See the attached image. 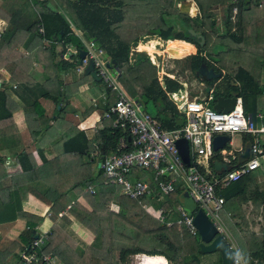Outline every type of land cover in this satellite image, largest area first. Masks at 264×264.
I'll list each match as a JSON object with an SVG mask.
<instances>
[{
    "label": "trees",
    "instance_id": "1",
    "mask_svg": "<svg viewBox=\"0 0 264 264\" xmlns=\"http://www.w3.org/2000/svg\"><path fill=\"white\" fill-rule=\"evenodd\" d=\"M192 1L197 11L193 17L171 9V0H20L17 9L8 12L6 17H1L6 26L0 33V69L7 72L9 87L27 88L31 84L27 72L31 67L33 54L34 60L42 65L46 73L42 85L49 86V89L54 86L49 98L56 104L62 94L57 90L59 83L51 73L52 68L59 67V64L69 65L60 58L63 53H67L66 60L74 61L75 66L79 65L78 52L83 51L85 57L90 42L92 48L101 51L109 62L110 69L116 71V79L125 93L141 109L151 107L155 110L153 117L160 128L174 130L183 124L182 114L172 110L163 101L161 92L150 97L145 89L149 80L155 76V67L143 52H133V57H130L132 61L128 60V52L129 46L135 43L138 36H156L162 40L179 39L192 44L196 49L195 54L188 58V70L191 73L200 63H204L214 72H222L221 78H225L220 88L213 89L210 83L200 80L204 87L207 86L212 91L209 106L217 95L238 97L244 116H249L255 123L264 122V84L260 79V73L264 71V0ZM65 5L70 11H67ZM172 18H176L178 24L170 23ZM37 23L41 26V34L37 33ZM187 29L201 35L203 43L199 45L198 39L191 36ZM109 40H114V44L107 48L105 42ZM174 45V42L170 43V46ZM69 48L74 49L76 54L68 52ZM161 82L165 90H169L170 83L173 89L179 87L166 76H162ZM5 87L0 84V138L5 139L6 143L11 137L10 115L17 106L5 92ZM157 88L155 78L148 90ZM112 101L113 97L110 103ZM22 111L30 135L44 129L47 119L42 117L43 112L38 104L26 105ZM104 122L103 128L95 134L100 141L101 152L97 154L100 159L114 151L119 139L127 143L125 133L110 127V119ZM241 141L247 147L250 136L242 134ZM84 143L91 148L87 141H83ZM121 149L127 150V145ZM18 157L22 167L28 155L18 154ZM214 159L216 158L213 157L212 160ZM82 167L78 168L77 173V193L90 202L89 212L73 202L69 204L68 201L51 200L45 203L49 206L51 215H57L60 209H65L69 204L68 212L85 227L90 225L89 219L95 217L97 231L86 246L89 264H123L128 256L138 253L162 256L169 264H198L197 235L187 233L181 224L176 223L178 216L170 208L179 205L186 213L197 210L192 205L188 211L186 205L177 200V195L182 194L179 190L157 201L145 197L128 199L120 194L118 185L102 183L101 171L93 181L88 171ZM0 169L2 170L1 163ZM26 174L27 170L23 168L21 173L10 177H5L2 173L0 175V224L23 219L25 226L16 240L0 238V264H5L9 255L15 254L17 259L18 254L14 253L16 249L28 251L32 235H35L33 229L36 219L21 210V201L26 193L25 183L28 180ZM67 175L71 180V171ZM147 176L150 177V172H134L136 178ZM84 186L92 187L93 192L89 193L87 188L86 192H82L81 187ZM258 186L256 184L255 187L253 176L247 173L224 188L217 189L216 193L222 197L224 210L226 202L232 203L239 211L237 215H241L239 204L250 202V211L255 213L264 203V189H257ZM67 187L74 189L75 186L69 182ZM109 200L118 205L116 214L107 212L105 206ZM145 203L168 211L162 215V222L143 210L142 205ZM220 215L222 216L221 213ZM60 218L65 221L62 216ZM241 221L244 223L242 219ZM165 222H170L169 226H165ZM237 223L235 222V226ZM228 229L231 227L228 226ZM235 237L238 238V235ZM239 239L245 242L240 252L247 263L252 264V260L264 261V242L260 241V236L243 235ZM41 241L34 248L37 254H50L62 264H74L79 259L74 243L57 227H51ZM13 264H18V261Z\"/></svg>",
    "mask_w": 264,
    "mask_h": 264
},
{
    "label": "crops",
    "instance_id": "2",
    "mask_svg": "<svg viewBox=\"0 0 264 264\" xmlns=\"http://www.w3.org/2000/svg\"><path fill=\"white\" fill-rule=\"evenodd\" d=\"M19 1L20 0H0V33L6 26V23L1 17H6L8 12L17 9ZM185 2L189 3L187 12L180 8L181 4L183 6L186 4ZM64 7L67 11H70L66 5ZM170 8L186 13L188 17H193L197 13L195 4L192 0H171ZM170 23L178 24V20L172 18ZM78 35H80L79 37L82 39L79 32ZM173 42L175 45L170 46V43ZM113 44L114 40L105 42L107 48L111 47ZM133 52H143L147 56L149 63L156 69L155 76L149 80L145 87L147 94L150 97H154L157 92H161L163 101L173 110L170 104V101L173 99L169 98L167 102L164 96L172 97V94L176 96H188V83L185 81L184 76L186 71L190 72L188 70V58L195 54V47L183 40H162L156 36L147 35V37L138 36L135 43L129 46L128 60L130 61H132L130 57H133ZM31 57L33 61L27 72L31 84L27 88L16 87L14 89L9 87L10 84L7 82V72L4 69H0V84L6 86L5 92L17 106L16 110L10 115L12 124L10 140L5 143V139L0 138V163L2 165L0 175L2 173L5 177H10L21 173V169L23 168L27 170L26 178L28 180L25 183L26 193L24 199L21 201V210L36 219L33 229L34 234L37 237L41 236L43 238L49 233L51 227H57L69 237L74 245H77L81 248L82 252H85V256L88 255L89 257L86 246L90 244L93 239V234L97 231L96 220H94L95 217L90 218V225L85 227L68 212V208L70 206L69 204L73 202L87 212L91 209L89 206L90 202L87 201L86 197L77 193V173L78 168L83 165L84 168H82L88 171L90 179L94 181L97 174L100 172V157L97 154L101 146L95 134L103 128L104 121L108 119L104 118L102 114L111 104L110 100L112 96L102 90L96 76L92 77L89 73H85L84 67L81 72H76V64L74 61L64 60L65 63L69 64L68 66L64 64L60 66L59 64V67H53L51 72L59 83L57 90L62 94L55 104L49 98L50 91L53 90L54 86L49 89V86L42 85L46 78V73L42 65L34 60L33 54ZM110 62H112V60ZM113 72L116 74L115 70H113ZM195 72L196 69L192 73L194 76L196 75ZM162 76H166L172 82L178 84L179 87L173 89L170 83L169 90H165L161 82ZM155 78L157 79L158 88L149 91L148 87ZM260 79L261 83L264 84V71L260 73ZM33 103L38 104L42 109V117L46 118L47 121H45L44 129L38 133H32V136L27 130L22 109L24 106ZM141 110L152 118H154L153 114L155 115L156 113L151 107H144ZM36 123H38V121H36ZM253 123L258 125L264 122ZM236 137L237 146H231V136L229 137L228 144L236 158L234 162L239 163V161L242 162L245 160L247 147H244L241 141V135L237 134ZM83 141H87L91 148H89L87 144H83ZM18 154L28 155L24 163H22V167L18 160ZM218 160L217 158V160H212V162H219ZM211 164H209V169L211 172L218 175L213 171ZM68 171L72 173L71 180H69L67 175ZM263 173L264 168H256L248 172V174L253 176L255 187L256 184L260 183L258 175H262ZM69 182L72 186H75L74 189H67ZM81 188L82 192H86V188L89 193L93 192V188L90 186ZM257 189H264V186L260 184ZM181 193L182 194L177 195L176 198L179 202L184 203L186 209L190 211L193 203L183 192ZM51 200L68 201L69 204L65 206V209H60L57 215H51L49 206L45 203V201ZM239 206L241 207V215H237L239 211L236 207H233L232 203L226 202V212L223 206H221L217 213L219 225L218 233L226 242L233 258L237 260L236 264H249L240 252V249H242L241 246H243L245 242L239 239V236H260V241L264 242V212L262 211L264 209V203L258 207L255 213L250 211V202L246 204L240 203ZM173 207L170 208L172 209ZM105 208L107 212L112 214L118 212V205L111 200L108 201ZM60 216L65 218V221H62ZM241 219L244 223H242ZM235 222H238L237 226H235ZM228 226L231 227L230 230ZM24 228L23 219H15L11 223L0 224V238L16 240L17 236ZM235 235H238V238H236ZM78 247H74L76 254L80 253ZM18 251L19 249H16L14 253ZM141 255L143 256L145 254ZM247 255H245L246 258H249ZM15 256V254L13 256L9 255L4 263L13 264L16 260ZM200 257L201 256L198 255L197 260ZM83 262L86 264L84 260ZM251 263L264 264V261L258 262L252 260ZM57 264L62 263L57 260ZM74 264H80V260ZM198 264H202V260H199Z\"/></svg>",
    "mask_w": 264,
    "mask_h": 264
},
{
    "label": "built area",
    "instance_id": "3",
    "mask_svg": "<svg viewBox=\"0 0 264 264\" xmlns=\"http://www.w3.org/2000/svg\"><path fill=\"white\" fill-rule=\"evenodd\" d=\"M232 12L234 13V9ZM36 28L37 33L41 34L39 23ZM68 52L76 54L74 49L69 48ZM85 55L80 59L79 65L75 66V71L81 72L87 62L91 61L100 87L113 97L112 103L102 116L111 120V128L121 130L127 137V143L119 139L114 151L100 159L102 183L118 185L120 194L133 200L145 197L157 201L179 190L197 210L203 212L218 233L217 213L223 200L216 190L253 169L264 168V123L255 125L250 118L244 116L238 97H233L232 106L227 112L213 110L209 106L212 99L210 89L204 101L196 100L195 97L187 98L185 95H165L166 101L173 99L170 104L173 110L182 114L184 122L178 129L164 130L154 118L143 112L140 106L127 96L99 49L92 48L89 42ZM60 58L68 59L65 53ZM233 134L250 136L246 158L239 163L234 162L236 158L228 144L229 137ZM216 135L227 136L228 140L221 148L213 151L211 143ZM178 138L186 141L187 164L177 154L174 146V140ZM125 144L127 150L121 151ZM213 157L216 160L218 158V161L227 167L223 173L216 175L209 169ZM135 171L150 172V177L136 178ZM142 208L160 222L162 215L168 212L160 206L154 208L143 204ZM172 210L178 216L176 223L181 224L187 233L196 234L191 222L193 213H186L179 205L174 206ZM164 224L169 226L170 222ZM41 240L40 237L33 238L28 245V251L17 252L18 264H53L52 255L37 254L34 250ZM236 263L237 260L233 258V264Z\"/></svg>",
    "mask_w": 264,
    "mask_h": 264
},
{
    "label": "water",
    "instance_id": "4",
    "mask_svg": "<svg viewBox=\"0 0 264 264\" xmlns=\"http://www.w3.org/2000/svg\"><path fill=\"white\" fill-rule=\"evenodd\" d=\"M187 32L191 36H195L198 39V44L201 45L203 43V37L201 35H196L191 29H187ZM84 52L79 51L78 57L79 59L83 58ZM84 72L89 73L92 77L95 76L94 70L92 68L91 61H88L84 67ZM196 72L206 73L207 79L209 78H216L219 77V73H214L212 68H207L204 63H200L197 68ZM96 79H98L96 77ZM209 88L207 86L204 87L203 92L207 93ZM233 96H215L213 102L211 103V108L215 111H223L227 112L230 110L232 103H233ZM249 118V116H246ZM228 140L227 136L224 135H216L212 138L211 148L213 151L222 147V145ZM174 146L176 148L177 154L180 158L187 164L188 163V154H187V145L186 141L183 138H178L174 140ZM212 169L214 172L219 174L221 171L227 169V167L217 161L211 162ZM192 225L196 230V235L198 237V250L201 254H208L216 252L219 257V264H233V256L231 251L229 250L226 242L223 238L216 232L213 225L210 221L206 218L201 210H196L192 214ZM33 232H31V235ZM32 238H36V235H32Z\"/></svg>",
    "mask_w": 264,
    "mask_h": 264
},
{
    "label": "rangeland",
    "instance_id": "5",
    "mask_svg": "<svg viewBox=\"0 0 264 264\" xmlns=\"http://www.w3.org/2000/svg\"><path fill=\"white\" fill-rule=\"evenodd\" d=\"M188 5H189V3H186L183 6V8L185 9L186 12L189 9ZM181 9H182V7H181ZM205 59L209 62V60L206 57H205ZM184 77H185L184 78L185 81L188 83L187 88H188L189 94H188L187 98L195 97L196 100L204 101L207 95L203 92V87H204L203 82H200V79L198 77H195L191 72H188V71H186ZM194 77H195V79H194ZM221 77H222V72H220L219 77L216 78V80L212 81V84L210 86L212 89L215 87L220 88L224 84L225 78L224 77L221 78ZM212 102H213V100H212ZM236 135L237 134H233L231 136V139H232L231 146L232 147L237 146L236 145L237 144ZM258 176H259V180H260V183H258V185L261 184L262 186H264V173L262 175H258ZM145 205H150L151 207L153 206L152 204H148V203H145ZM75 246H76V248L78 247L77 245H75ZM78 248L81 250L80 247H78ZM77 255L79 256V259H77L78 262L80 260V263L84 264V262H83V260H84L86 264H89V257H88V255L85 256V252H81V254L79 253ZM198 255L201 256L200 258H198V262H199V260H202V264H218V254L216 252L208 253V254L199 253ZM198 255H197V257H198ZM142 258H143V256L140 253L130 255L126 258L124 264H137ZM15 262H17V259L15 260ZM52 263L57 264V259L55 257L52 259ZM166 264H169V263L166 261Z\"/></svg>",
    "mask_w": 264,
    "mask_h": 264
},
{
    "label": "bare ground",
    "instance_id": "6",
    "mask_svg": "<svg viewBox=\"0 0 264 264\" xmlns=\"http://www.w3.org/2000/svg\"><path fill=\"white\" fill-rule=\"evenodd\" d=\"M182 7L183 10V5L181 4L180 8ZM137 264H166L165 259L162 256L158 255H143V258L137 263Z\"/></svg>",
    "mask_w": 264,
    "mask_h": 264
},
{
    "label": "flooded vegetation",
    "instance_id": "7",
    "mask_svg": "<svg viewBox=\"0 0 264 264\" xmlns=\"http://www.w3.org/2000/svg\"><path fill=\"white\" fill-rule=\"evenodd\" d=\"M195 74H196L195 76L198 77L200 80H204V81H206V82H208L210 84H212V81L213 80H216V78H209V79H207L206 77H207L208 74H206V73L195 72Z\"/></svg>",
    "mask_w": 264,
    "mask_h": 264
}]
</instances>
